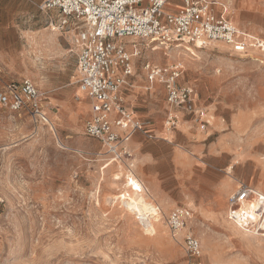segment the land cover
<instances>
[{
  "label": "rangeland",
  "instance_id": "374dc122",
  "mask_svg": "<svg viewBox=\"0 0 264 264\" xmlns=\"http://www.w3.org/2000/svg\"><path fill=\"white\" fill-rule=\"evenodd\" d=\"M214 1L234 25L264 41V0ZM39 3L0 0V89L30 80L44 92L45 110L52 108L51 123L35 125L26 113L0 106V264H185L181 240L164 223L176 207L192 210L202 264H264L263 243L249 246L227 227L228 197L238 185L264 189V51L137 41L123 95L154 130V138L137 133L130 143L131 172L161 210L159 228L149 234L121 203L131 193L127 167L83 133L88 102L77 95L71 33L53 28L57 13ZM132 39L121 42L130 50ZM184 46L187 55L170 54ZM177 62L178 85L193 90V106L205 109L208 123L171 109L161 84L151 88L144 63ZM170 112L178 119L168 131Z\"/></svg>",
  "mask_w": 264,
  "mask_h": 264
},
{
  "label": "built area",
  "instance_id": "2783aa9c",
  "mask_svg": "<svg viewBox=\"0 0 264 264\" xmlns=\"http://www.w3.org/2000/svg\"><path fill=\"white\" fill-rule=\"evenodd\" d=\"M213 0H43L40 10L55 11L60 31L71 33L76 55L75 83L88 101L90 112L84 123V135L96 139L110 159L123 163L129 172L134 159L129 143L141 133L154 135L133 111L125 106L123 91L131 86L134 59L140 54L137 41H147L167 49L172 43L206 47L221 42L237 54L246 53L251 42L261 44L246 35L226 16L224 7L217 11ZM129 41L132 49H127ZM182 65L153 66L144 63L150 85L161 84L171 109L183 108L205 123V109L193 106L194 92L179 86L177 80ZM78 98V97H77ZM45 94L30 80L9 81L0 89V106L13 112H24L33 124L48 125ZM177 116L170 112L164 127H176ZM251 194L250 187L240 183L228 197L229 204H238ZM192 210L171 209L164 223L174 240H181L185 264L201 263V243L191 231Z\"/></svg>",
  "mask_w": 264,
  "mask_h": 264
},
{
  "label": "bare ground",
  "instance_id": "6f19581e",
  "mask_svg": "<svg viewBox=\"0 0 264 264\" xmlns=\"http://www.w3.org/2000/svg\"><path fill=\"white\" fill-rule=\"evenodd\" d=\"M215 2V1H214ZM216 3V2H215ZM217 3H220L217 1ZM225 6V5H223ZM226 13L227 9L224 7ZM246 35L252 39H257L261 44L260 47H257L258 44L251 42L250 47H254L253 50L264 51V41L260 40L258 37L251 35L249 32H246ZM53 38H50L52 41ZM185 43H177L176 45H181ZM223 44V43H222ZM55 45V44H54ZM194 47H200L198 43L193 45ZM223 48L229 49L230 46L224 45ZM188 47L184 46L183 48L174 49L170 52L171 55H187ZM179 63V62H178ZM181 64V63H180ZM182 65V64H181ZM151 86V85H150ZM153 85L151 86V88ZM149 88L148 86L145 89ZM78 96L82 97V93L79 91ZM79 103H82L80 101ZM167 139V138H164ZM244 150V149H243ZM129 180V190L131 193H127V196L123 194L121 200L124 212L131 214L137 219L141 224V227L144 232L149 234L156 233L157 228L161 222V210L149 202V198L152 197L149 190L147 191L142 183L135 178L134 174L130 172L128 174ZM237 190V189H236ZM251 194L249 197L238 204H229L228 208V222L227 227L229 233L232 235H239L247 245L251 246L262 242V248L264 249V204H258L257 200L264 201V189L261 187H252L250 188ZM253 195V196H252ZM250 197L256 198V200L251 199ZM108 199V198H107ZM110 199H113L111 197ZM257 206V210L253 208ZM159 230V229H158ZM237 245V244H236ZM238 246V245H237ZM217 261V260H216ZM220 264H225L224 261L220 259L218 261ZM227 264H235L232 262H226ZM218 264V263H217Z\"/></svg>",
  "mask_w": 264,
  "mask_h": 264
},
{
  "label": "crops",
  "instance_id": "0c3cea01",
  "mask_svg": "<svg viewBox=\"0 0 264 264\" xmlns=\"http://www.w3.org/2000/svg\"><path fill=\"white\" fill-rule=\"evenodd\" d=\"M36 1H38V0H36ZM43 0H40V3L42 2ZM39 3V4H40ZM82 98L83 99H85V97L83 96V94H82ZM86 100V99H85ZM88 102V101H87ZM50 109L52 110V108L51 107H49L47 110H46V113H47V116H48V119H49V122L51 123V117H50V113H49V111H50ZM89 112H90V107H89V104H87V109H86V116H85V120L88 118V116H89ZM135 115V114H134ZM136 116V115H135ZM137 117V116H136ZM137 118H139L142 122H144L145 124H146V126H147V131L148 132H150V133H152V134H154V130H153V126H152V124L147 120V119H142V118H140V117H137ZM85 120L83 121V126H82V129H83V133H84V123H85ZM136 135V134H135ZM135 135H133V137L131 138V140H130V143L133 141V139L135 138ZM167 139H169L168 137H166ZM130 143H129V146H130ZM200 260H201V258H200Z\"/></svg>",
  "mask_w": 264,
  "mask_h": 264
}]
</instances>
